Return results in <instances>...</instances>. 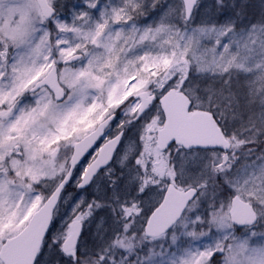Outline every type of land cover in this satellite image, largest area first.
<instances>
[{
	"label": "snow or ice",
	"instance_id": "6c2138e0",
	"mask_svg": "<svg viewBox=\"0 0 264 264\" xmlns=\"http://www.w3.org/2000/svg\"><path fill=\"white\" fill-rule=\"evenodd\" d=\"M0 264H264V0H0Z\"/></svg>",
	"mask_w": 264,
	"mask_h": 264
}]
</instances>
